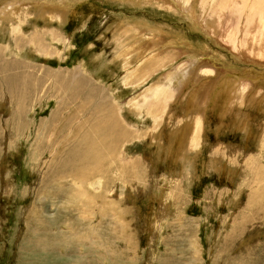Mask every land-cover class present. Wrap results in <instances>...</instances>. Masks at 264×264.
I'll return each mask as SVG.
<instances>
[{"label": "rangeland", "instance_id": "obj_1", "mask_svg": "<svg viewBox=\"0 0 264 264\" xmlns=\"http://www.w3.org/2000/svg\"><path fill=\"white\" fill-rule=\"evenodd\" d=\"M46 1H59L69 6L74 16H69L63 25L29 16L24 19L27 23H21V29L22 34L26 35V38L22 35L23 40L29 43L31 34L40 33L35 36L36 45L41 42L40 35H44L43 44L52 47L51 53L41 50V53H35L34 47L29 49V45L23 41H16L17 36H10L6 27H0V54L4 53L7 60L13 58L12 63L26 64V70L40 69L37 72L39 80L46 79L45 70L53 74L86 72L93 84L100 87L101 92L105 91L109 101L117 106V112L121 110L123 125L128 124L129 129L136 127L143 130L152 126V119H149L144 109L133 112L127 104L131 100L141 99L148 89L157 84L161 86L165 82L164 76L174 72L176 67L169 72H165L167 68L158 73L153 72L147 82L131 87L129 82H133L136 66L128 65L130 60L123 62L119 58L113 62L116 55L113 47L115 25L124 21L140 23L142 20L145 24L142 28L145 39L141 40L142 44L136 43L137 46L147 47L150 42L168 41L170 38L161 34L163 31L174 32L177 34V48L184 51L193 49L192 53L182 54L180 61L190 55H193L190 56L193 59L206 48L204 59L211 61L210 55H215L219 77L223 74L253 77L249 80L254 93L261 94L264 91V60L261 56L248 55L242 48L241 52H234L233 47L221 42L220 38H210V34L202 28L205 20L199 17L202 12L198 10L195 21L201 27L194 26L191 18H185L183 12L176 15L173 11L162 9V4L158 5L157 0ZM210 5L206 12H212L213 15L216 8L213 3ZM248 9L250 7L247 8L249 12ZM156 28H161V33ZM212 30L220 33L217 27ZM47 31L48 34H45ZM204 32L208 35L205 36ZM54 33L59 34L55 39ZM124 66L128 69L125 70ZM255 75L258 78L254 79ZM236 77H240L235 76L238 81ZM182 85V92L189 95L192 83L184 78ZM2 96L0 128H3L4 120L11 114L5 106L2 109ZM38 101L26 114L24 121L29 126L22 135H18L10 126L4 138H0V145L4 148L0 153V264H264V176L257 180L248 170H255L256 167L264 170V139L257 127L247 129L249 136L235 123L224 128L218 119L220 117L215 116L216 110L207 109L208 121L204 132L207 146L200 151L199 162L193 163L194 171L187 167L183 170L190 165L177 162L171 156L154 157L153 160L156 146L152 148L145 140L134 141L126 147L125 159L150 164L143 171L142 180L130 177L129 180L124 171L128 169L127 172H130L131 168L118 169L112 158L106 157L107 169L96 171L101 178L96 181L100 188L95 190L91 185H85L90 198L89 202L83 203L79 214L65 206L68 189L61 188L59 196L62 198L54 201L46 195L49 193L46 186L51 181L45 180L42 171L46 167L43 161L52 153L60 151L63 155L72 150V141H68V138L70 126L75 124L67 123L70 114L65 116L68 113L63 112L48 130L49 136L53 132L55 134L51 137L52 144L48 145V133L37 134L39 126L46 123L56 110L58 101L46 97ZM74 102L77 106L75 100L67 101L64 106ZM173 107L177 108L180 116L183 115L180 107ZM246 109L242 108V111ZM86 110V119L82 121H87L89 126L102 118L93 105H88ZM249 111L253 120L258 119L264 125V112H255L253 107ZM231 119L234 121L233 117ZM63 126L60 134L66 137V141L63 139L61 145L57 146L61 138L57 130ZM162 128L168 130L166 125ZM165 132L159 140L166 142L167 138H163ZM37 137L40 140H36ZM220 145L229 146L225 147L229 153L222 152ZM137 173L140 174L139 171ZM59 182L62 186L64 180ZM128 191L127 196L131 195V200L124 201L127 199L125 192ZM252 196L257 199L260 197L258 201L262 202L259 208L253 205L249 207ZM77 203L80 204V200ZM79 208L77 204L74 206L76 211ZM38 209L43 215L37 219ZM38 220L44 223L38 225ZM178 225H183L185 231ZM188 240L193 247L186 245Z\"/></svg>", "mask_w": 264, "mask_h": 264}, {"label": "bare ground", "instance_id": "obj_2", "mask_svg": "<svg viewBox=\"0 0 264 264\" xmlns=\"http://www.w3.org/2000/svg\"><path fill=\"white\" fill-rule=\"evenodd\" d=\"M157 1L159 2L157 4L159 5L161 3L162 5L160 7L167 12L173 11L172 13L176 15L183 12L185 18H191L190 21L194 26L197 25L201 27L195 20L197 19L196 10L202 12V14H199V17L205 20L204 24H202V28H205L210 34V38H220L222 40H220L221 42H225L224 44H230L234 52H241L240 49L242 48L248 52V55L254 54L257 57L261 56V59L264 60V0H220L216 2H214V0ZM210 3H213L216 8L213 15L211 14L212 12H206ZM249 4L251 5L249 6ZM248 7H250V9H248L249 12L247 11ZM210 10L212 11V9ZM29 16H34L33 18L36 16L42 20L45 19L48 23H53L55 21L63 25L69 16L74 15H72L69 6L59 3V1L55 3L46 0H37L36 2H32V0H0V27H6L10 32V36L13 38L17 36L18 39H16V41H23L26 45H29V49H33L34 47V52L37 51L41 53L42 51L48 53L52 47H46L43 44V39H45L44 35H40L41 42L39 45L35 43V36L40 34L39 32L30 35V43L23 40L22 35L24 38H26V35H24V33L22 34L21 23H27L28 21L24 19ZM124 22L115 25L114 30L116 33L113 39V47L116 55L113 58V62L119 58L123 62H125V60H130L128 61V65L136 66V70L134 69L136 73L132 75L133 82H129L131 87H138L141 83L147 82L149 75L153 74V72L158 73L166 68L167 70L165 72H169L176 67L174 72L167 73V75L164 76L165 82L161 84V86L157 84L148 89L141 99L131 100L129 104H127L128 109L133 112L144 109L149 119H152V126H147L143 130L136 127L129 129L128 127L130 126L128 124L123 125L124 118L121 114V110H119V113L117 112V106H114L109 101L105 91L101 92L100 87L93 84L91 78L85 74L86 72L72 71L53 74L45 70L43 72H47L46 79L39 80L37 72L40 69L38 70V67V71L26 70V64L20 62L12 63L13 58L7 60L5 59L4 53H2V55L0 54V96L5 95L2 96L4 98L2 109L6 107L11 111L9 118L4 120L3 128H0L1 139L2 136L4 138L10 126L15 129L18 135H22L29 126V124L24 121L26 114L30 113L31 108L43 97L54 99L58 102L56 110L47 121L48 123H42L39 126L37 136L42 135V133L46 135L49 132L48 130H51V126L55 120L63 115V112L68 113H66L67 115L65 116L70 114L69 120L66 119L68 120L67 123H71L72 125L75 124L72 127L69 124L70 131L68 141H72L70 142V145L73 146L72 150H68V154L65 153L63 155L60 154V151L55 153L51 152V156H48V158L43 161V166L46 167L42 169V171H44L45 180L51 181L47 186L45 185L46 188L49 189V193L46 195L51 199L53 198L54 201L62 198L59 196L61 188L68 189L67 195L62 191L67 197V199L64 200L65 206L67 209L72 208L76 213L79 212L80 209H83L84 202H89L90 194L85 185L89 184L95 190L100 188V184L96 183V181H99L101 178L96 171L98 169L103 170L107 167L105 161L106 157L112 158L111 161L113 160V163L117 165L118 169L131 168L129 169L130 172H127L128 169L124 171L127 178L130 177L136 178V180L139 181L142 180L143 171H145L150 164L145 165L140 161L133 162V160H130L131 158L128 160L125 159L127 154L126 147L134 141L145 140L146 143H150L149 145H151L152 148L153 145H155L157 151L153 153V157L151 156L152 159L154 157L159 159L163 156H171L177 162L182 161L190 165V167L185 166L183 170L187 167L194 171L193 163H197L196 161H198V156L201 153L200 151L204 149V146H207L204 132L208 121L206 113L209 110L213 112L216 110L217 115L215 116L217 118L218 116L220 117L218 119L222 121L224 128L230 127L235 123L238 127L240 126L242 132L249 136V131L247 129L257 127L256 129L261 131L262 138L264 139V125L258 119V121L253 120L249 111L250 108L253 107L255 112L256 110L260 114L264 112V91L261 94L254 93V87L249 80L253 79V77L248 78L245 75L240 77L238 74L233 76H225L223 74L219 77L215 55H210L211 61H209V59H204L206 48L203 49L204 52L197 53L193 59H190V56L193 57V55H190L180 61L182 54L192 53L193 49L190 48L184 51L180 47L177 48L176 46L178 44L176 43L178 40L175 38L177 34L175 35L174 32L169 33L163 31L161 35L165 38H170L168 41L162 40L154 44L150 42L147 47H139L136 43L142 44L141 40L145 39V35L142 34V28L145 24L142 20L140 23H134V21ZM213 27H217L221 34L212 30ZM156 30L160 33L162 31L161 28H156ZM149 32L153 31L149 30ZM45 34H48V31L45 32ZM54 34L55 39L59 34ZM204 34L205 36L208 35L205 32ZM165 42L167 43L164 44ZM132 46L135 47L133 48ZM148 56H150V59H148ZM143 59H145V61ZM156 59L158 61H155ZM140 61H142L140 65H135ZM33 67H31V69ZM123 68L125 70L128 69L127 66ZM192 72H196V74L194 75ZM235 76L240 77H236L238 81H236ZM184 78L192 83L189 89L190 93L187 96L186 92H182L181 89L184 86L182 85V79ZM256 78H258V75H255L254 79ZM71 100H75L78 105L76 106L74 102L65 107L64 105L66 102ZM88 105H93L96 111L102 114V118L90 126L87 124V121H82L86 119L87 112L85 111H87ZM173 106L182 109L181 113L184 112L182 115L183 117L179 115L176 110L177 108ZM187 106L188 108H186ZM242 108L247 109L242 111ZM227 117L229 118L225 120ZM231 117H233L234 121ZM80 122H83V124H80ZM59 123L61 124L60 121ZM164 125L167 126L168 130L162 128ZM63 129L64 126L61 130L60 128L57 130L59 131L58 135ZM163 132H165L163 138H167L166 142L163 141V139L159 140ZM53 133L50 136L49 133L47 134L49 140L47 139L46 143L48 145L52 144L53 140H51V137H53V135L55 136ZM63 139L66 141V137L61 136L57 142V146L61 145ZM36 140H40V137H37ZM210 146L211 145L208 147ZM225 147L229 146L223 147L222 145V152L227 151ZM49 148L51 149L50 146ZM2 149L4 148L0 145V153ZM213 150L215 149H212V151ZM194 152L195 154L190 156L191 153ZM227 152L229 153V151ZM235 154L240 155L237 153ZM174 156L176 158H174ZM248 170L253 173L257 180L262 179V176H264V170L261 169V167H256L255 170ZM138 171L140 174L137 173ZM68 179L71 181L68 182ZM61 180H64L62 186L59 182ZM112 180L114 181V179ZM66 181L68 183H66ZM130 182L132 183V181ZM262 190H264L263 187ZM176 193L177 192H175V194ZM125 195H129V191L125 192ZM131 197V195L127 196V199L124 201L131 200ZM259 199L260 197L257 199L256 196H252V198L249 199V207L253 205L259 208V203L262 202L258 201ZM77 200H80V204L77 203ZM103 200L104 199H102V201ZM75 203L78 208L81 207L78 211L74 209ZM62 209L64 210V208ZM36 212L38 215H36V218H42L43 214L40 213V210L38 209ZM33 213H35V211ZM79 214L81 213L79 212ZM44 219L46 220V218ZM36 223L41 225L44 221L38 220ZM178 226L182 231H185L183 225ZM185 236H187L186 233ZM186 245L193 247V245L189 243V240L186 242Z\"/></svg>", "mask_w": 264, "mask_h": 264}]
</instances>
